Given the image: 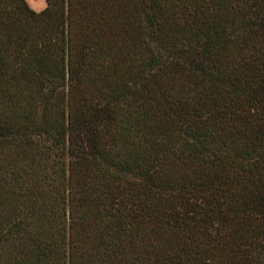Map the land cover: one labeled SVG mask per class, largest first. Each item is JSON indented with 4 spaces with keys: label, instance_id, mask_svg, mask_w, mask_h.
I'll use <instances>...</instances> for the list:
<instances>
[{
    "label": "trees",
    "instance_id": "16d2710c",
    "mask_svg": "<svg viewBox=\"0 0 264 264\" xmlns=\"http://www.w3.org/2000/svg\"><path fill=\"white\" fill-rule=\"evenodd\" d=\"M0 0V264H264V0Z\"/></svg>",
    "mask_w": 264,
    "mask_h": 264
},
{
    "label": "rangeland",
    "instance_id": "374dc122",
    "mask_svg": "<svg viewBox=\"0 0 264 264\" xmlns=\"http://www.w3.org/2000/svg\"><path fill=\"white\" fill-rule=\"evenodd\" d=\"M26 1L30 5V7H32L37 11L43 9L46 5L44 0H26Z\"/></svg>",
    "mask_w": 264,
    "mask_h": 264
}]
</instances>
